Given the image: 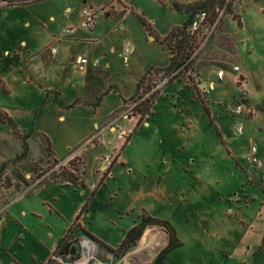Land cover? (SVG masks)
I'll use <instances>...</instances> for the list:
<instances>
[{
  "label": "rangeland",
  "instance_id": "374dc122",
  "mask_svg": "<svg viewBox=\"0 0 264 264\" xmlns=\"http://www.w3.org/2000/svg\"><path fill=\"white\" fill-rule=\"evenodd\" d=\"M198 1L35 0L0 7V114L15 120L28 146L27 157L16 160L22 139L0 119V264H49L53 244L78 214L85 230L113 248L118 227L142 212L170 223L180 241L166 254L167 264H264V178L248 161L251 145L264 160V0H221L231 3V12L221 8L214 21L206 10L192 53L195 87L183 71L160 89L140 124L138 115L133 125L121 117L114 122L132 116L137 95L116 109L142 75L150 71L139 91L145 95L166 77L154 69L167 66L170 53L155 37L187 17L173 4ZM89 8L96 13L94 29L81 26ZM126 44L131 51L125 53ZM72 55L88 57L85 70L70 61ZM218 70L224 71L221 79ZM76 97L90 106L68 107ZM239 103L250 111L236 113ZM95 120L99 128L112 121L92 148L97 139L87 137L99 131ZM113 124L131 132L115 151ZM44 135L60 161L76 151L89 158L84 187L54 181L52 172L73 158L56 165L44 150ZM107 155L104 171L117 159L105 173L98 166ZM153 226L166 238L147 260L136 250ZM168 240L163 224L145 223L132 246L115 255L100 247L97 259L154 264Z\"/></svg>",
  "mask_w": 264,
  "mask_h": 264
},
{
  "label": "trees",
  "instance_id": "16d2710c",
  "mask_svg": "<svg viewBox=\"0 0 264 264\" xmlns=\"http://www.w3.org/2000/svg\"><path fill=\"white\" fill-rule=\"evenodd\" d=\"M4 1H6L7 7H9V6L17 7V6L26 4L27 2L35 1V0H4ZM173 5L179 11H185V13L187 14V17L183 20V22L180 25H175V26L171 27L168 30V32L165 33L162 37H155V40L161 46H163L164 48L167 49V51L170 53V57H169V63L167 66H165L164 68H156V69H154V71L156 73L162 71V74H164L168 78L164 82V84H162L160 87H157L151 91H150V87L147 84V86L145 88H146V90L148 89V91H150V93L146 96H145L146 92L139 93V91L141 88L143 89L142 85L144 83V80L150 74V71H147L144 75H142L137 80V82L135 83V89H134L133 94L128 97V99H130V98H133L134 96L136 97V95H137L136 99H134V101H133V105L131 106L132 116L138 115L136 125L140 124V122L144 118L149 117L148 115L151 113V106L154 102L155 97L159 93L160 89L165 84H167L168 82L172 81L173 79H175L176 77L181 75V73L183 71H186V72L189 71V73L187 75V82L192 84V86L195 87V85H193L194 84V77L191 75V73H195V71L192 67L193 58L188 60L190 58V56L192 55L194 49L196 48L195 34L198 33V32L190 33V31L188 30V24L194 16V14H193L194 9L201 8V9H205V10H201V11H206V10L212 11V14H213V17L211 19L212 21L215 20L216 16L218 15V12L221 8L227 9L228 12H231V7H230L231 3L227 2L225 5H223V2L221 0H199L198 2L191 3V4H183L182 5L179 3H174ZM130 11H132V10H130ZM207 15H208V12H207ZM141 21L146 26L147 31L151 32L152 29L150 27V24L147 21H145L144 19H142ZM182 65H183L182 69H180L179 71L174 73ZM106 92L107 91H105L103 93H106ZM196 92H197L198 98L200 99V101L202 103L203 108L205 109L206 113L210 116V110H209V107L206 105L205 100L198 93L197 89H196ZM98 99H100V97H98ZM126 101H127V98L122 97L123 105H122L119 112H121L122 110L127 108V106L125 105ZM74 102L77 103V102H83V101L76 98V99H74ZM98 104H99V100H96L93 104V107L95 108V106H97ZM116 114L118 115V113H114L112 115H116ZM116 116H114L113 118H115ZM0 119L7 121V123L11 126V130H12L11 132H12V135L14 137H18V138L22 139V142H23L22 151L19 155H17L15 157V159L20 160L22 158L27 157L28 146L26 143V138H25V136L20 135V132L16 126L15 120L11 116H9L8 113H6V111H3V113L0 114ZM130 136H131V132H128L124 136V140L120 146V149H122L123 146L126 145L128 140L130 139ZM44 140L46 142V145L44 147L46 154L51 156L52 160L57 165L60 162V160L56 156L55 152L52 150L51 145H50V141L45 135H44ZM116 159H117V156L114 157L112 163H110L109 167L106 168V170L104 171L105 173H107L109 171L113 162ZM86 164H87V157L84 154H79V155L75 156L71 161H69L67 166L60 165L59 171L57 173H55V171H53L51 176L54 178L55 182L62 183V185L74 184L76 187H84L85 184H84L83 179L81 178V175L82 174L84 175L86 172ZM104 176H105V174L103 175V177ZM103 177L101 178L100 183L103 181ZM255 183H257V182L255 181ZM10 185L11 184L8 182L7 187H9ZM79 215L80 214H78L76 216L75 221L69 227L66 234L59 240V242L55 248L54 254L65 255L69 252L70 247H71L72 243L74 242V239L70 238V234L72 233V230L74 228H77L82 234H84V235L88 236L89 238H91L92 240H94L99 245V247H101V248H103V249L107 250L108 252L115 255L117 253L124 252L126 249H128L130 246H132L140 238L142 231H143V224L153 222V221H156V222L163 224L169 233L168 243L158 253V255L156 256V258L154 260V264H167L165 261L166 254L170 250H172L173 248L180 245V241L176 237L175 231H174V229L170 223H168L167 221L156 219L155 217H152L151 215L145 214L142 212L140 215V222L134 224L126 232L125 236L123 237L122 241L118 244L117 247L112 248V247L108 246L107 244H105L104 242L98 240L91 233H89L87 230H85V228L80 226V224L78 222ZM49 264H51V261H49Z\"/></svg>",
  "mask_w": 264,
  "mask_h": 264
},
{
  "label": "built area",
  "instance_id": "2783aa9c",
  "mask_svg": "<svg viewBox=\"0 0 264 264\" xmlns=\"http://www.w3.org/2000/svg\"><path fill=\"white\" fill-rule=\"evenodd\" d=\"M2 6H6V1L0 0V7ZM83 15L84 17L81 21V26L85 28H94L96 13L91 8H89V9L83 10ZM207 18H208V15L206 11H199L198 13H196L188 24V30L190 31V33L198 32L199 29L206 24ZM70 31L71 29H66L65 33H68ZM49 53L52 57L56 56L57 48L51 47L49 50ZM191 58H192V55L190 56L188 60H190ZM88 61L89 59L87 56L78 55L76 57H73V62L81 70L86 69ZM96 64H97V59L93 61V65H96ZM182 67L183 65L180 66L174 73L182 69ZM233 69L237 70L238 66H234ZM223 74H224L223 70H218L216 72V76L218 79H221L223 77ZM167 78H168L167 76L164 77L161 84L157 85V87H160L162 84H164ZM249 111L250 109L244 108L240 103L236 105V109H235L236 113H246V112L248 113ZM123 116H127V115H123ZM239 131L240 132L242 131L241 128H239ZM118 133L120 136H125L127 134L125 129H122V128L118 130ZM256 153H257V147L255 145H251V154L248 158V161L249 163L254 165L257 169L260 170L261 178H264V160L261 157H259ZM78 154H79L78 151L73 152L72 154H70L68 157H66L65 159L61 161H69L70 159L74 158ZM106 163H109L108 155L105 156L101 161V164L104 167L106 166ZM72 245L76 246L75 255H71L69 252L65 255L54 254L51 261L56 262V263H61V264H102L97 259L98 253L100 251V247L94 240H92L88 236L85 235L83 237L82 235L80 237H77L72 243Z\"/></svg>",
  "mask_w": 264,
  "mask_h": 264
},
{
  "label": "crops",
  "instance_id": "0c3cea01",
  "mask_svg": "<svg viewBox=\"0 0 264 264\" xmlns=\"http://www.w3.org/2000/svg\"><path fill=\"white\" fill-rule=\"evenodd\" d=\"M122 1H124L125 2V0H122ZM10 8H12V7H10ZM16 8V7H15ZM181 23H179V24H175V25H180ZM94 28H95V26H94ZM93 28V29H94ZM71 31H73V29H71ZM68 45H69V43H68ZM52 47H54V46H52ZM126 51L127 52H130L131 51V47L128 45V44H126V46H125V53H126ZM4 53L5 54H7L8 55V53H9V50L8 49H5L4 50ZM51 56V55H50ZM73 57H76V56H74V55H72L71 57H70V61L72 60L73 61ZM106 65H107V63H106ZM87 87H92V85H87ZM91 95V94H90ZM128 97H129V95L127 96H125L124 98H127L128 99ZM77 98V97H76ZM75 98V99H76ZM57 99V98H56ZM90 98H86V100H89ZM78 104H85V103H83V102H77V103H75L74 101H73V104H68L67 106L68 107H70L71 105H78ZM85 105H89V104H85ZM99 105V104H98ZM97 105V106H98ZM122 105H123V102L121 101V104L119 105V107H118V109H116V110H118V111H120V109H121V107H122ZM125 105L127 106V104L125 103ZM90 106V105H89ZM97 106H95V107H97ZM126 118V120H128V123L129 122H131L132 121V125L134 124V122L136 121V118H135V116H131V117H127V116H119L118 118H116L115 120H114V122L116 121H120L121 120V118ZM60 119H63V116L61 115L60 116ZM112 120H108L101 128H99V126H98V122L95 120L94 121V124H95V127H97L98 129H99V131L97 130V132H94L93 130L92 131H90V132H88L89 134H88V137H87V141H90V140H92V141H94V139H97V141L96 142H91L90 143V145H91V147L93 148V147H95L96 145H97V143H100L101 141H103V140H101V138H100V135L105 131V129L107 128V125L111 122ZM147 121H145V123H146ZM147 124V123H146ZM112 128H113V130H112ZM119 128H122V129H125V131L126 132H130V128H125L124 126H120ZM109 130H112V131H116V139H117V142H116V146L114 147V151L115 150H117L120 146H121V144L123 143V136H120L119 135V133H118V130H117V128H116V126L113 124V127H109ZM110 156H112V155H110ZM87 159H89L88 157H87ZM99 170L100 171H104L103 170V168H104V166L100 163L99 164ZM10 191H13V190H10V189H8V193L10 192ZM89 215H90V213H88ZM140 215L141 214H139V215H136V216H134V218H133V220H132V222L130 223V221H128L127 222V224H125V226H123V228H120V227H118L119 228V232L121 233L120 234V240L119 241H117V244L115 245V246H113V248H115V247H117L118 246V244L122 241V239H123V237L125 236V234H126V232L134 225V224H136V223H139L140 222ZM79 224H80V226H81V222H79ZM84 227V226H83ZM85 228V227H84ZM72 233H74V234H76V237H80V235H81V232L78 230V229H76V228H74L73 230H72ZM71 233V234H72ZM66 233H64L63 234V236L65 235ZM62 236V237H63ZM61 237V238H62ZM75 237V236H74ZM60 238V239H61ZM58 244V243H57ZM57 244L56 243H54L53 244V246H52V249H55L56 248V246H57ZM112 247V246H111ZM110 255V254H109Z\"/></svg>",
  "mask_w": 264,
  "mask_h": 264
},
{
  "label": "bare ground",
  "instance_id": "6f19581e",
  "mask_svg": "<svg viewBox=\"0 0 264 264\" xmlns=\"http://www.w3.org/2000/svg\"><path fill=\"white\" fill-rule=\"evenodd\" d=\"M165 238L166 234L164 231L160 228L151 227L150 235L139 244L136 251L138 254L144 255L147 260H151Z\"/></svg>",
  "mask_w": 264,
  "mask_h": 264
},
{
  "label": "water",
  "instance_id": "95a60500",
  "mask_svg": "<svg viewBox=\"0 0 264 264\" xmlns=\"http://www.w3.org/2000/svg\"><path fill=\"white\" fill-rule=\"evenodd\" d=\"M205 86V83H202L201 84V87H204ZM154 228H160V226H153ZM85 235H83V237H84ZM69 253L71 254V255H75V253H76V246L75 245H72L71 247H70V250H69Z\"/></svg>",
  "mask_w": 264,
  "mask_h": 264
},
{
  "label": "flooded vegetation",
  "instance_id": "af4514ba",
  "mask_svg": "<svg viewBox=\"0 0 264 264\" xmlns=\"http://www.w3.org/2000/svg\"><path fill=\"white\" fill-rule=\"evenodd\" d=\"M76 238H74V240H75Z\"/></svg>",
  "mask_w": 264,
  "mask_h": 264
}]
</instances>
